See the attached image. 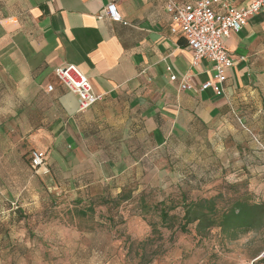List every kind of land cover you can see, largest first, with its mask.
<instances>
[{
    "label": "crops",
    "instance_id": "1",
    "mask_svg": "<svg viewBox=\"0 0 264 264\" xmlns=\"http://www.w3.org/2000/svg\"><path fill=\"white\" fill-rule=\"evenodd\" d=\"M250 1L227 0L236 9ZM167 3L0 0V170L24 177L18 194L29 213L67 200L108 216L106 202L175 184L178 165L194 168L230 140L238 151L252 145L237 121L264 94V14L225 39L236 64L218 96L201 90L214 79V64L194 65L185 38L172 32ZM110 4L127 25L104 16ZM69 64L101 96L85 111L55 76ZM33 151L46 153L38 173ZM161 169L173 173L161 178Z\"/></svg>",
    "mask_w": 264,
    "mask_h": 264
},
{
    "label": "rangeland",
    "instance_id": "2",
    "mask_svg": "<svg viewBox=\"0 0 264 264\" xmlns=\"http://www.w3.org/2000/svg\"><path fill=\"white\" fill-rule=\"evenodd\" d=\"M243 112L246 117L237 124L250 132L251 146L234 150L230 140L224 151L204 153L194 168L178 165L172 175L173 170L161 169V178L171 175L173 183L196 178L199 189L190 192L192 200L224 194L264 202V94ZM22 179L18 172L0 170V264H264V227L234 241L219 228L202 237L191 226L183 234L184 208L171 212L178 220L167 227L156 209L159 192L148 195L147 204L137 199L121 203L108 216L82 217L78 212L87 205L67 200L47 201L46 211L32 214L19 198ZM172 198L167 208L181 203L176 193ZM219 206L225 204L219 201Z\"/></svg>",
    "mask_w": 264,
    "mask_h": 264
},
{
    "label": "built area",
    "instance_id": "3",
    "mask_svg": "<svg viewBox=\"0 0 264 264\" xmlns=\"http://www.w3.org/2000/svg\"><path fill=\"white\" fill-rule=\"evenodd\" d=\"M166 9L173 21L172 32L185 38L187 48L193 55L194 65L201 61L214 64V79L204 83L201 90H212L216 95H222L226 74L236 64V58L228 50L225 39L232 33H240L248 25L250 18L264 14V0H251L247 6L238 9L230 7L227 0H198L182 4L168 0ZM104 16L113 22L127 25L115 4L105 8ZM55 76L77 96L80 111L87 110L101 100V96L94 93L89 78L77 66H60L56 68ZM171 81L176 82V77L173 76ZM180 89L188 90L190 86L183 83ZM48 90L52 92L53 86H49ZM30 164L38 173L46 164V153L33 151Z\"/></svg>",
    "mask_w": 264,
    "mask_h": 264
},
{
    "label": "trees",
    "instance_id": "4",
    "mask_svg": "<svg viewBox=\"0 0 264 264\" xmlns=\"http://www.w3.org/2000/svg\"><path fill=\"white\" fill-rule=\"evenodd\" d=\"M185 180H181L161 191L156 190L150 193H143L140 196H133V198L126 196L117 201L106 202L103 205H107L108 213H110L114 209H119V205L121 203L124 204L128 200H143L147 204V196L151 193L159 192L162 199L156 205V209L164 225L167 227L172 229L178 220V216L171 212L175 211L180 205L184 208V216L179 225V229L183 234H189L191 226L195 228L197 236L202 237L213 229L219 228L222 235L234 241L241 235L264 227V202L251 203L240 195L226 197L224 194H219L209 199L192 200L190 192L199 189L197 187L198 181H195L196 178L192 182L187 180L186 182ZM192 184L197 185L192 186ZM174 193L181 197V203L167 208L166 203L173 201L172 195ZM219 201L224 203L225 206L220 207ZM87 209L81 210L78 214L82 217H90L95 214L94 208L90 207Z\"/></svg>",
    "mask_w": 264,
    "mask_h": 264
}]
</instances>
